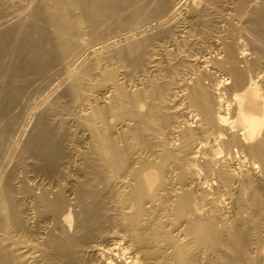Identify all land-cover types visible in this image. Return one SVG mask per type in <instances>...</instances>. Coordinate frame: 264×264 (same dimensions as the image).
I'll return each mask as SVG.
<instances>
[{"label": "bare ground", "instance_id": "6f19581e", "mask_svg": "<svg viewBox=\"0 0 264 264\" xmlns=\"http://www.w3.org/2000/svg\"><path fill=\"white\" fill-rule=\"evenodd\" d=\"M0 264H264V0H0Z\"/></svg>", "mask_w": 264, "mask_h": 264}]
</instances>
